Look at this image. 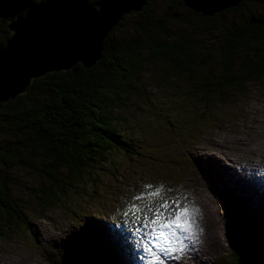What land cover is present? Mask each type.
Masks as SVG:
<instances>
[{
    "label": "trees",
    "instance_id": "16d2710c",
    "mask_svg": "<svg viewBox=\"0 0 264 264\" xmlns=\"http://www.w3.org/2000/svg\"><path fill=\"white\" fill-rule=\"evenodd\" d=\"M40 0H0V27L5 44L11 34L9 18ZM92 1V0H88ZM264 0H240L237 4L202 14L182 3L170 0L163 13L153 17L148 0L135 10L139 17L134 33L110 39L116 25L103 40L100 56L90 65L80 61L66 69L48 71L32 79L25 92L14 99L0 101V236L20 231L28 223L26 211L44 210L66 196L70 184L91 183L102 169V162L114 149L139 153L129 137L121 132L126 116L119 106L134 87L139 93V74L151 59H159L175 79L172 86L192 85L187 98L193 107L206 108L211 100L222 102L228 91H242L247 80L264 76V12L255 8L242 10L236 20L224 21V13L242 9ZM187 8L191 20L181 10ZM96 7V6H95ZM166 18L183 26L171 29ZM220 23L216 38L218 70L210 74L206 66L212 48L198 33V19ZM229 22V24L227 23ZM197 74H194V72ZM108 159V158H107ZM107 162V160L105 161ZM35 175L36 184L22 190L16 168ZM95 169L97 171H95ZM230 228L225 240L229 264H264V216L247 217L236 201L224 200ZM33 207V208H32ZM107 240L112 229H101ZM86 231L78 230L61 240L53 259L57 264H112L100 244L85 240Z\"/></svg>",
    "mask_w": 264,
    "mask_h": 264
},
{
    "label": "rangeland",
    "instance_id": "374dc122",
    "mask_svg": "<svg viewBox=\"0 0 264 264\" xmlns=\"http://www.w3.org/2000/svg\"><path fill=\"white\" fill-rule=\"evenodd\" d=\"M169 1L148 0L153 17L169 9ZM261 2L258 8L248 2L242 9L224 13V21L236 20L242 10L264 12ZM171 9L195 20L187 8L173 5ZM138 18L134 9L122 12L110 39L134 33ZM166 24L171 29L183 26L171 18H166ZM219 25L211 19H198V27L209 28L208 34L200 32L198 36L212 48L203 66L210 74L218 70ZM4 35L0 27V37ZM171 75L161 60H149L137 80L143 91L132 87L119 106L121 116H126L119 128L139 153L112 149L89 185L85 180L76 186L71 183L60 201L40 212H33V207L27 210L28 223L18 226L20 231L0 236V264H54L61 240L72 231L88 228L86 216L129 210L127 204L133 196L123 195L128 184L136 188L134 196L149 184L167 186L169 211H179L185 204L200 209L188 217L199 227L194 226L188 234L186 250L174 260L162 257L165 264H229L225 236L230 223L223 201H236L247 217L264 216V76L247 80L242 91H228L222 102L211 100L202 108L201 103L192 107L188 102L187 95L194 92L192 85L172 86L179 76ZM15 172L18 191L26 184H36V176L27 170L18 167ZM120 200L124 205L117 207ZM137 204L144 207L140 201ZM140 228L147 229L143 219L135 231H142Z\"/></svg>",
    "mask_w": 264,
    "mask_h": 264
},
{
    "label": "water",
    "instance_id": "95a60500",
    "mask_svg": "<svg viewBox=\"0 0 264 264\" xmlns=\"http://www.w3.org/2000/svg\"><path fill=\"white\" fill-rule=\"evenodd\" d=\"M240 0H182L212 14ZM145 0H40L8 19L11 29L0 43V101L25 92L32 79L48 71L84 66L101 53L102 39L122 12L140 9ZM96 6V8H95Z\"/></svg>",
    "mask_w": 264,
    "mask_h": 264
},
{
    "label": "snow or ice",
    "instance_id": "6c2138e0",
    "mask_svg": "<svg viewBox=\"0 0 264 264\" xmlns=\"http://www.w3.org/2000/svg\"><path fill=\"white\" fill-rule=\"evenodd\" d=\"M148 189H152V191L149 192ZM168 191L170 189L165 185L155 187L150 184L146 185L144 191L132 197L133 201H140L144 207L137 203L129 206V210L136 214L137 219L143 214L145 227L149 229L151 239L143 249L145 255L151 258L147 264H165V259H176L180 253L186 250L185 241L190 240L191 237L188 234L193 230V227H199L195 225L194 220H190L188 217L198 214L200 209L196 207L190 209L185 204L179 211H169L171 205L167 200ZM157 200L162 202L157 203ZM125 215L127 216L128 213L125 212Z\"/></svg>",
    "mask_w": 264,
    "mask_h": 264
},
{
    "label": "bare ground",
    "instance_id": "6f19581e",
    "mask_svg": "<svg viewBox=\"0 0 264 264\" xmlns=\"http://www.w3.org/2000/svg\"><path fill=\"white\" fill-rule=\"evenodd\" d=\"M243 187V186H242ZM251 188V187H250ZM100 232L102 233V231L100 230ZM102 236L104 237L103 233ZM105 238V237H104ZM106 239V238H105ZM107 240V239H106ZM116 240V232L112 229V238L110 240L107 241H115Z\"/></svg>",
    "mask_w": 264,
    "mask_h": 264
}]
</instances>
